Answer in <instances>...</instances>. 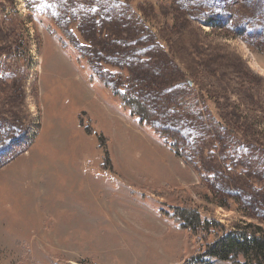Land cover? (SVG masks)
I'll return each instance as SVG.
<instances>
[{
	"label": "rangeland",
	"instance_id": "1",
	"mask_svg": "<svg viewBox=\"0 0 264 264\" xmlns=\"http://www.w3.org/2000/svg\"><path fill=\"white\" fill-rule=\"evenodd\" d=\"M168 188L264 228V0H0V264H185Z\"/></svg>",
	"mask_w": 264,
	"mask_h": 264
},
{
	"label": "trees",
	"instance_id": "2",
	"mask_svg": "<svg viewBox=\"0 0 264 264\" xmlns=\"http://www.w3.org/2000/svg\"><path fill=\"white\" fill-rule=\"evenodd\" d=\"M125 106L130 109L132 117L138 118L139 124L144 125L147 122L149 112L144 105L130 100L125 101ZM171 147L176 153L179 152L175 146ZM201 185H194L191 190L201 192ZM156 193L159 196L168 193L171 197L177 196L176 202L186 201L182 204L180 202L175 207L171 206L168 210L161 209L160 214L167 221L174 222L179 231L187 233L191 249H195L205 241L208 243L205 249L200 248L185 264H264V228L261 226L235 225L234 230L225 232L222 230L223 226L216 221L203 220L201 214L187 203L189 200L187 190L168 188ZM208 239L212 242L209 243Z\"/></svg>",
	"mask_w": 264,
	"mask_h": 264
}]
</instances>
